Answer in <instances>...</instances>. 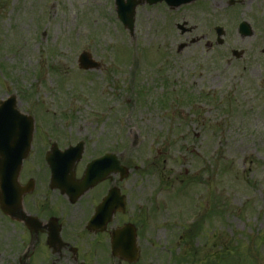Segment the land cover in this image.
Returning a JSON list of instances; mask_svg holds the SVG:
<instances>
[{
  "label": "rangeland",
  "instance_id": "374dc122",
  "mask_svg": "<svg viewBox=\"0 0 264 264\" xmlns=\"http://www.w3.org/2000/svg\"><path fill=\"white\" fill-rule=\"evenodd\" d=\"M182 21L197 29L180 35ZM242 21L251 37L238 35ZM209 25L224 29L221 46ZM134 30H123L113 0H0V101L15 95L38 132L65 131L64 143L106 137L134 167L121 185L123 219L138 225L142 263L264 264V0L144 5ZM190 39L199 42L177 52ZM82 51L100 68L79 71ZM11 226L0 215V264L27 250ZM170 249L187 261L169 262ZM91 250L95 264L110 263L98 243Z\"/></svg>",
  "mask_w": 264,
  "mask_h": 264
},
{
  "label": "flooded vegetation",
  "instance_id": "af4514ba",
  "mask_svg": "<svg viewBox=\"0 0 264 264\" xmlns=\"http://www.w3.org/2000/svg\"><path fill=\"white\" fill-rule=\"evenodd\" d=\"M192 6L194 5L187 7ZM184 23L186 31L183 35L189 36L197 29L196 25H192L188 21H183L182 24ZM211 29H213L212 26L207 30L211 31ZM216 42L217 40H215ZM107 120L108 118L103 122L106 123ZM51 128L55 129L45 125L44 130ZM64 136L65 131L55 136L39 132L37 137L40 138L34 137L33 150L36 145L35 151L23 165L18 178L19 187L24 189L23 194L18 201L14 198L6 206L7 214H1L8 222H11L16 231H19L20 236L15 235V237H19L20 240L24 239L27 243V250L18 256V264L33 263L32 259L36 255L30 256L32 248H36L37 251L39 248L42 251V261L39 264H95L94 253L91 250L92 242L98 243V246L109 253L110 235L113 230L123 225V222L110 223L103 231L95 232H91L87 228V222L95 208L111 189H117L121 195H124V189L121 185L125 179H121L120 174L107 176L91 189L73 199H69L60 190L52 188L51 171L46 157H52L56 149L63 152L78 143H82L81 154L77 155L76 162L69 168V171L73 172L75 184L82 180L86 167L91 161L109 153L110 149H116L115 146L105 149V147H109L106 137H97L91 143L85 138L64 143L63 141L66 139ZM116 157L122 162L123 159L119 155ZM64 185V191H66L67 184ZM71 195L73 196V193ZM126 199L128 201L127 196ZM120 217V214H116L113 219L119 221ZM136 235L140 256L137 229ZM36 250L35 253H37ZM109 254V264H141L140 258L134 263H128L121 257H114L111 256V253Z\"/></svg>",
  "mask_w": 264,
  "mask_h": 264
},
{
  "label": "water",
  "instance_id": "95a60500",
  "mask_svg": "<svg viewBox=\"0 0 264 264\" xmlns=\"http://www.w3.org/2000/svg\"><path fill=\"white\" fill-rule=\"evenodd\" d=\"M161 1H165L172 8H177L194 0H115L118 19L132 33L135 8L143 3L154 4ZM239 31L242 37L251 36L252 34L248 25L245 23L240 25ZM79 62L83 69L95 66L85 54L81 55ZM32 131V120L21 115L16 110L15 100L13 98L0 103V188L3 195L11 194L12 196L14 192L13 188L16 187L15 180L21 162L29 152ZM87 182L86 179L82 185L83 188L89 186ZM127 235L128 233L125 232L123 238L127 240L126 245L128 249L125 251L130 258L131 254L134 253V237L131 239V236L129 235L127 237Z\"/></svg>",
  "mask_w": 264,
  "mask_h": 264
}]
</instances>
